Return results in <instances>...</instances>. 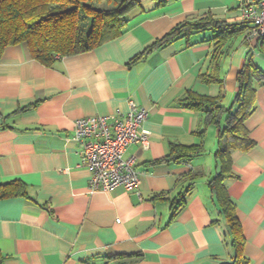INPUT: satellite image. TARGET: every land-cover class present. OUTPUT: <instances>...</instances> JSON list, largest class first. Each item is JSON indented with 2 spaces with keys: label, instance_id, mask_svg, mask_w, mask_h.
<instances>
[{
  "label": "crops",
  "instance_id": "0c3cea01",
  "mask_svg": "<svg viewBox=\"0 0 264 264\" xmlns=\"http://www.w3.org/2000/svg\"><path fill=\"white\" fill-rule=\"evenodd\" d=\"M139 0L124 31L90 51L51 65L25 43L0 57V184L20 181L26 197L0 200V264H223L234 252L210 182L216 151L237 105L236 75L250 62L262 72L243 128L253 146L230 151L221 182L235 206L248 264H264V48L235 34L211 67L210 32L179 38L142 55L176 25L210 15L230 25L238 0ZM246 38V39H245ZM139 59L136 60V57ZM218 83L201 75L214 73ZM189 95L216 99L218 123L186 108ZM133 101L147 112L148 148L129 146L136 190L88 193L90 172L73 140L75 120L125 115ZM173 145L194 147L168 159ZM230 176H228L229 174ZM180 199H182L180 201ZM179 203V204H178ZM119 221V222H118Z\"/></svg>",
  "mask_w": 264,
  "mask_h": 264
},
{
  "label": "trees",
  "instance_id": "16d2710c",
  "mask_svg": "<svg viewBox=\"0 0 264 264\" xmlns=\"http://www.w3.org/2000/svg\"><path fill=\"white\" fill-rule=\"evenodd\" d=\"M100 2L102 5H97ZM160 3H164V0ZM136 6H139V0H0V57L5 48L21 43H25L30 55L44 65H51L62 56L90 51L119 36L126 28L128 14ZM251 28L249 21L239 20L238 23L230 25L210 15L190 19L176 25L163 38L146 48L142 55L176 39H187L192 35L210 32V40L214 42L211 67L217 73L221 62L220 48L224 41L238 33L247 35ZM256 40L257 47L264 48V34ZM139 57L140 55L136 60ZM261 76L262 72L250 62L244 64L237 73L238 90L234 96L237 107L233 112L227 111V124L222 130L225 143L215 154L222 168L209 185L224 218L230 246L234 252L232 261L223 264H248L243 254L244 238L236 209L221 182L227 176L226 172H229L230 151L236 147L247 150L253 146V142L245 134L243 121L253 103L254 90L251 81ZM200 79L205 83L220 82L215 73L201 75ZM181 102L186 108L207 111L208 122L218 123V113L222 108L216 105L215 98L189 95L181 99ZM195 149L173 145L168 159L181 160L190 157ZM12 197H26V187L22 182L14 180L0 184V200Z\"/></svg>",
  "mask_w": 264,
  "mask_h": 264
},
{
  "label": "built area",
  "instance_id": "2783aa9c",
  "mask_svg": "<svg viewBox=\"0 0 264 264\" xmlns=\"http://www.w3.org/2000/svg\"><path fill=\"white\" fill-rule=\"evenodd\" d=\"M240 21L250 22L246 38L257 39L264 34V0H238ZM147 112L133 101L128 102L125 115L80 118L73 123V140L80 147L81 165L90 172L88 193L123 188L136 190L139 174L134 159L125 158L131 145L147 149L148 133L142 130ZM119 222V221H118Z\"/></svg>",
  "mask_w": 264,
  "mask_h": 264
},
{
  "label": "rangeland",
  "instance_id": "374dc122",
  "mask_svg": "<svg viewBox=\"0 0 264 264\" xmlns=\"http://www.w3.org/2000/svg\"><path fill=\"white\" fill-rule=\"evenodd\" d=\"M97 5L101 6V5H102V3L100 2V3H99V4H97ZM103 5H104V3H103ZM129 14H130V13H129ZM129 14H128V15H129ZM126 16H127V15H126Z\"/></svg>",
  "mask_w": 264,
  "mask_h": 264
}]
</instances>
